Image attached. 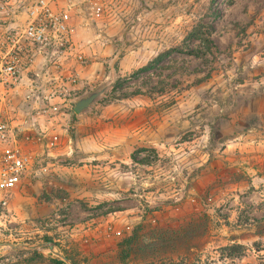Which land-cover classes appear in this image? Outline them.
<instances>
[{"label":"rangeland","instance_id":"obj_1","mask_svg":"<svg viewBox=\"0 0 264 264\" xmlns=\"http://www.w3.org/2000/svg\"><path fill=\"white\" fill-rule=\"evenodd\" d=\"M87 14L98 76L66 108L56 170L0 191V264H264V0H87ZM199 25L207 50L188 38Z\"/></svg>","mask_w":264,"mask_h":264},{"label":"crops","instance_id":"obj_2","mask_svg":"<svg viewBox=\"0 0 264 264\" xmlns=\"http://www.w3.org/2000/svg\"><path fill=\"white\" fill-rule=\"evenodd\" d=\"M19 1L0 0V41L8 32L21 27L26 19L19 12ZM57 1L60 5L66 3V0ZM70 1L71 43L89 63L81 66L73 56L66 55L55 64L49 52L37 47L34 60L21 75L19 93L11 97V103H3L6 87L0 85V120L8 119L13 130L11 139L0 144V156L9 149L18 148L30 157V164L21 179L22 189L30 188V178L40 177L45 170H56L60 161L58 156L64 146L69 148L70 142L60 136L69 116L66 108L79 86L98 76L96 60L100 59L102 43L97 40L98 36H92L87 0ZM71 74L77 77L75 83L68 80ZM56 147L57 150H53ZM46 160L48 163L43 166ZM49 166L55 168L49 169ZM7 194L16 196L13 191L5 196Z\"/></svg>","mask_w":264,"mask_h":264},{"label":"built area","instance_id":"obj_3","mask_svg":"<svg viewBox=\"0 0 264 264\" xmlns=\"http://www.w3.org/2000/svg\"><path fill=\"white\" fill-rule=\"evenodd\" d=\"M20 7L26 19L0 41V85L6 87L4 104L11 103V97L19 93L21 75L34 60L37 47L49 52L55 64L66 55L73 56L81 66L86 64V58L71 43L70 0L64 5L57 0H20ZM68 80L75 83L77 77L71 74ZM12 135L8 119H1L0 144L7 143ZM29 164L30 157L20 149L5 151L0 156V191L7 193L18 187Z\"/></svg>","mask_w":264,"mask_h":264},{"label":"trees","instance_id":"obj_4","mask_svg":"<svg viewBox=\"0 0 264 264\" xmlns=\"http://www.w3.org/2000/svg\"><path fill=\"white\" fill-rule=\"evenodd\" d=\"M188 38H194L195 40H197L199 42V45H201L199 47L200 49L204 48L207 50L212 45V41L209 38V32L207 30V26H200L199 25V26L195 27ZM174 51L179 52V51H181V49L180 48H174V49L168 50L167 52H165L163 54L158 55L157 57H155V59H153L147 65L138 69L137 72L149 71L151 68H153L154 64L160 62V60L162 58H164L165 56H168L171 52H174ZM187 53L193 54V55L194 54L195 55L201 54L200 50H197V49H188ZM136 237H137L136 231H133V233L130 236H128L126 239H124L122 241V244H121V247L123 248V249H121L122 260H125L129 256L130 248L135 243ZM63 258H64L65 262L61 261L59 259H51V260H49V262L51 264H69V263L73 264L72 259H70L67 255H64Z\"/></svg>","mask_w":264,"mask_h":264},{"label":"water","instance_id":"obj_5","mask_svg":"<svg viewBox=\"0 0 264 264\" xmlns=\"http://www.w3.org/2000/svg\"><path fill=\"white\" fill-rule=\"evenodd\" d=\"M109 84H104L101 87L94 89L87 93L86 95L79 97L73 102L72 109L76 114H80L90 107V105L99 98L105 90L108 88Z\"/></svg>","mask_w":264,"mask_h":264}]
</instances>
